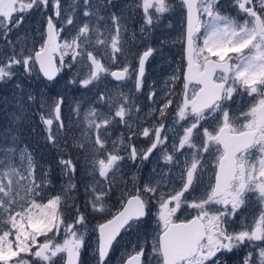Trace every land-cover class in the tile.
I'll list each match as a JSON object with an SVG mask.
<instances>
[{"label":"snow or ice","instance_id":"6c2138e0","mask_svg":"<svg viewBox=\"0 0 264 264\" xmlns=\"http://www.w3.org/2000/svg\"><path fill=\"white\" fill-rule=\"evenodd\" d=\"M219 3L220 0H176V3L173 0H138L135 5L142 10L144 23L148 26L153 25L154 18L158 22L165 13L174 12L177 5L182 13L186 12L187 70L182 101L175 109L174 120L175 124L185 123L181 124L183 134L172 147L175 152L186 147L194 151L180 173L179 189L173 187L167 193H157L159 185L145 184L142 191L149 194L148 198L141 194V189L131 195L123 194L126 198H122L121 210L98 225L99 238L93 253L96 264H105L122 230L139 229L145 218L153 214V198L158 207L151 242L145 240L133 246L122 264H228L231 255L242 246L251 249L242 264H264V210L250 225H241L239 230L231 226L249 194H255L264 203V0H235L238 9L247 17L242 20L221 14L217 8ZM107 4L113 5V0H107ZM48 6L49 0H0V40L6 48L12 49L11 55L0 51V83H7L21 71L27 76L42 74L47 81H53L62 69H71L74 62H87L88 75L70 81L83 88L99 82L102 74L111 75L118 81L130 78V66L110 71L89 50L96 46L110 49L113 62L116 54L122 53L123 17L114 12L108 16L112 27L106 29L108 34L105 35L99 26L88 21L74 23L73 9L59 20L62 25L72 26L67 38L61 39L60 33L65 29L54 23L55 18L61 17V0H52L53 15L45 18V31L41 33L43 43L39 49L28 55L23 50L16 51L9 33L21 26L24 13ZM83 9V17H94L99 12L98 5L90 0H83ZM15 13L20 15L13 19ZM202 16L207 18L206 22ZM124 30H127L126 26ZM198 40L202 43L198 44ZM153 52L154 49L149 47L138 57V68L133 70L137 90L143 85L145 62ZM57 53L59 67L55 62ZM65 56L70 57L67 64L64 63ZM171 79L178 80L179 76L174 75ZM190 85H193L191 94ZM15 87L21 91V100L25 95L28 101L36 99L31 92L25 94L20 83ZM234 94L252 97L247 110L238 115H230L226 106ZM121 97L122 102L117 105L114 115L111 110L104 114L95 108L86 114L88 128L92 131L87 148L85 143L74 141L75 147L85 149V165L88 174L93 176V182L85 187V191L91 196L88 203L94 212L106 211V197L112 191L110 183L99 187L101 182L95 179V174L109 181V173L115 177L120 162L125 159L115 141L109 150L103 138L109 124L116 118L127 123L125 117L133 110L129 98L122 94ZM98 99L104 101L105 95L98 94ZM62 104L63 97L57 98L49 105L51 118L41 116L47 126V141L61 153L65 149L52 134L51 126L56 121L58 132L64 127L60 119ZM171 104V99L164 102L159 109L161 118L167 115L166 110ZM41 107H44L43 102ZM204 123L208 126H203ZM101 129L105 130L103 134ZM164 131L163 122L143 128L140 134L151 137L150 147L138 151L129 142L126 146L128 159L139 158L143 162L160 147L165 162L172 163L174 154H169L163 147L168 142V135H161ZM194 135L200 140L199 145L194 142ZM120 143L123 144V140ZM14 152L13 148L6 149L7 163L0 160L3 165L0 167V264H60L61 261L63 264H81L85 216L77 207L74 222H68L64 212L67 202L74 199L70 193L77 189L74 182L77 164L73 157L60 156L58 164L65 184L59 194L47 195L46 190L52 185L48 172H43L38 180L32 154L22 152V163L17 167L8 155ZM203 153L215 157L214 183H209L201 198L189 203L185 193L203 180ZM184 205L195 209L196 215L176 222V214ZM257 248L258 256L253 260Z\"/></svg>","mask_w":264,"mask_h":264},{"label":"rangeland","instance_id":"374dc122","mask_svg":"<svg viewBox=\"0 0 264 264\" xmlns=\"http://www.w3.org/2000/svg\"><path fill=\"white\" fill-rule=\"evenodd\" d=\"M90 3L98 5L99 12L97 16L89 18L83 17V0H61V17L54 19V23H57L58 27H64L65 29L64 32L60 33L61 39L67 38L68 30L72 26L62 25L59 23V20H62L73 9H75L73 16L74 23L88 21L93 25L99 26L101 32H104L105 35L108 34L106 29L112 27L111 22L108 20L109 14L114 12L117 16H122V53L116 54L115 62L111 59L110 49L106 50L103 46H96L94 48L90 47L89 50L110 71L113 68L130 66L129 79L118 81L114 80L111 75L102 74L99 82H94V85L83 88L79 83H70V81L74 79L79 80L88 75L87 62H74L71 69H62L53 81H46L41 74L37 75L33 73L32 76H27L21 71L18 76L13 77L12 80L6 83L10 88H16L15 85L20 83L25 94L31 92L36 98L35 100L28 101L26 95L21 100V91L16 88L19 93V104L20 106L23 105L21 108L29 111L31 117H37L36 119L39 121L42 115L45 118H51L49 116V105L53 104L57 98L63 97V103L69 101L72 105V112L68 115L65 114L62 111V104L60 119L63 121L64 126L68 123L70 124V122L76 125L69 131H66L63 127L58 132L57 122L54 121L51 130L52 134L57 136L58 141L60 137L66 136L68 140H82L88 145L91 142L92 131L88 128L86 114L90 109L95 108L104 114H108L111 110L114 115L117 105L122 102L121 94L127 96L129 98L128 103L132 105L133 110L129 116L125 117L127 123L119 122V118H116L113 123L107 126V134L103 137L107 142L109 150L112 149L113 142L115 141L119 153L125 157L120 162V168L116 172L115 177L112 176V173H109V181H104L103 178L99 177L98 173L95 174V179L101 182L99 187L110 183L112 189L111 195L106 197V211L104 213L94 212L88 203L91 196L85 191V187L93 182V176L86 178L85 184L82 187H78L70 193L74 199L69 200L67 202L68 207L64 209L65 218L68 222H74L76 216L75 209L77 207H79L80 212L85 216L83 228L86 230V235L85 247L81 251V264H96L93 253L98 243L97 224L116 211L117 208H114L112 204L114 199L118 197L117 199L121 204L122 198H125L124 193L130 195L137 189H141V194L145 198H148L149 194L142 191L145 184L159 185L157 193L161 191L167 193L173 187L179 189L181 186L180 173L185 167V161L190 160L191 153L194 151L186 147L181 152H175L172 147V144L178 142L179 136L183 134L181 124L185 123L183 121L180 124L174 123L176 119L175 109L182 101L183 96L184 12L182 13L177 5L174 12L165 13L163 18L158 22H155L154 18L153 25L148 26L144 23L142 10L135 6L138 0H113V5H108L107 0H90ZM173 3H176V0H173ZM51 4L52 0H49V6L46 9L34 8L23 14L25 17L24 22L18 29H13V32L9 33V38L16 45V51L23 50L24 54L28 55L32 51L39 49L40 44L43 42L41 33L44 32L45 18L47 15H53ZM217 8L221 14L235 17L237 20L247 18L238 9L235 0H220ZM16 15L20 14H13V19ZM99 17H104V19L101 20ZM201 19L205 22L207 20L203 16ZM125 26L126 31L124 30ZM203 31V28H201V34ZM197 43H202V40H198ZM149 47L154 49V52L145 62L143 85L137 90L135 86L136 72L133 70L138 68V57ZM0 51L7 53V55L12 54V49L6 48L3 40H0ZM64 59V63L67 64L70 57L65 56ZM174 75H178L179 79L173 81L171 78ZM192 88L193 85H190L189 94H191ZM74 89L75 102L71 99ZM153 92L155 95H150ZM101 93L105 95L104 101L98 99V94ZM167 99H171L172 104L166 110L167 115L161 118L159 109L163 107ZM250 101H252V97L234 94L233 99L228 101L226 106L229 108L230 115H238L241 111L247 110ZM42 102L44 103V107H41ZM77 106L79 111H77ZM65 118L69 119L66 121ZM161 122L165 125V131L161 135L163 136L165 133L168 135V142L163 147L167 149L169 154H174L173 162H165L163 158L164 152L160 147L153 150L148 159L143 162L139 158L135 161L128 159L127 144L130 142L135 145L138 151L149 148L151 137H144L140 133L143 128H152L153 126H158ZM42 126L45 129L44 132L48 135L46 131L47 126L45 124ZM203 126L207 127L208 124L204 123ZM104 131V129H101L102 134ZM193 139L199 145L200 140L195 135ZM121 140H123V144L120 143ZM22 152L24 151L21 150L18 153L20 157ZM8 155L12 162L17 167H20L21 162L15 159L12 153ZM201 155L203 156L202 163L204 166L203 180L201 183L195 184L189 192L185 193V198H187L189 203L202 196L209 183H213L215 157L207 153ZM101 158H103L102 155ZM157 207L158 205L153 198V214L145 219L144 224L139 229L123 230L121 236L113 243L112 250L105 264H121L124 257L133 250V246L144 243L145 240H148L150 244L152 234L156 230L155 211ZM242 207V215L247 217L252 223L254 218L259 216L261 210H264V203H261L255 194H249V198ZM194 210L187 207L188 212ZM180 212H182V207L177 214ZM146 222H150L151 225L148 226ZM247 223L251 224L249 221ZM57 239L60 238L58 237ZM56 259L59 260V257ZM60 264H62V261Z\"/></svg>","mask_w":264,"mask_h":264},{"label":"trees","instance_id":"16d2710c","mask_svg":"<svg viewBox=\"0 0 264 264\" xmlns=\"http://www.w3.org/2000/svg\"><path fill=\"white\" fill-rule=\"evenodd\" d=\"M71 99L75 102V89ZM71 106L69 101L64 102L62 111L67 115L71 114ZM74 114L77 115L76 113ZM36 118L31 117L29 111L21 108L19 104V93L16 88H10L6 83H0V160L7 161L5 158V150L8 148L15 149V152L12 153L13 157L21 163V158L18 155L19 151L30 152L36 165L37 179L39 180L41 174L47 171L49 178L52 180V185L46 192L47 195H55L61 192V188L65 184V179L61 176L58 160L61 155L65 158L71 155L74 163L77 164L74 182L77 188L82 187L85 184V179L91 176L88 174V169L85 165V149L75 147L74 141L85 143L86 148L88 146L87 143L82 140H68L66 136L60 137L58 141L59 145L65 149L61 153L57 147H53L47 141V135L42 126L44 124ZM65 119L67 121L69 118ZM75 125L70 122L64 128L66 131H69ZM24 166H27L26 162H24ZM0 167H3V165H0ZM117 198L112 202L114 208L120 206Z\"/></svg>","mask_w":264,"mask_h":264},{"label":"flooded vegetation","instance_id":"af4514ba","mask_svg":"<svg viewBox=\"0 0 264 264\" xmlns=\"http://www.w3.org/2000/svg\"><path fill=\"white\" fill-rule=\"evenodd\" d=\"M203 196V195H202ZM202 196H200L199 198H201ZM251 196V195H250ZM126 198V197H125ZM198 198V199H199ZM122 205V203L120 204V206ZM120 206L118 208H120ZM215 207H220L219 205H216ZM117 208V209H118ZM116 209V210H117ZM242 210H243V207L241 206V208L237 211L236 213V216L233 218V220L231 221V226L233 229L235 230H239V228L241 227V225H249V223H247L248 221L251 223L250 220H248L247 217H244L242 215ZM114 213V212H113ZM112 213V214H113ZM176 222L177 221H186L190 218H192L193 216L196 215V210L194 211H187V207L186 205L182 206V212L176 214ZM148 218V217H146ZM145 218V219H146ZM148 224V226L151 225L150 222H146ZM123 232V230L121 231V233ZM121 236V234H120ZM120 236H118L117 238H119ZM257 244H259L260 242H256ZM251 249L249 247H241L237 250H235L234 254L231 255L230 259H229V262L228 264H242L243 262V259L244 257L246 256V253H248ZM258 251L259 249H256L254 252H253V260L256 259V257L258 256ZM127 256V255H126ZM125 256V257H126ZM124 257V258H125ZM123 261V260H122ZM122 264V262H121Z\"/></svg>","mask_w":264,"mask_h":264},{"label":"water","instance_id":"95a60500","mask_svg":"<svg viewBox=\"0 0 264 264\" xmlns=\"http://www.w3.org/2000/svg\"><path fill=\"white\" fill-rule=\"evenodd\" d=\"M184 14H185V18H184V34H183V59H184V66H183V70H182V78L183 79H184V75H185L186 70H187V57H186V48H187V42H186V34H187V31L186 30H187V23H186V12H184ZM44 31H45V24H44ZM36 50H38V49H36ZM55 62H56L57 67H59V63L60 62H59V54L58 53L55 56ZM120 69H122V68H113L111 71H119ZM41 76H42V74H41ZM112 78L114 80H116L114 77H112ZM44 79L47 80L46 78H44ZM213 183H214V175H213ZM121 208H122V205L113 214H111L109 217L105 218L104 220L100 221L97 224V234H98V238H99L98 225L101 224V223H105L108 219H111L113 215H115L119 210H121ZM177 222H182V221H177ZM62 264H63V262H62Z\"/></svg>","mask_w":264,"mask_h":264}]
</instances>
